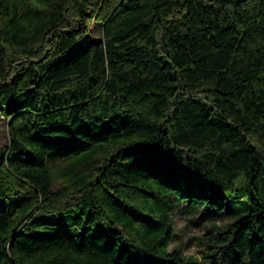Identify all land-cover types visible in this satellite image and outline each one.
Returning <instances> with one entry per match:
<instances>
[{"label":"trees","instance_id":"trees-1","mask_svg":"<svg viewBox=\"0 0 264 264\" xmlns=\"http://www.w3.org/2000/svg\"><path fill=\"white\" fill-rule=\"evenodd\" d=\"M0 114V264H264V0H0Z\"/></svg>","mask_w":264,"mask_h":264},{"label":"rangeland","instance_id":"rangeland-1","mask_svg":"<svg viewBox=\"0 0 264 264\" xmlns=\"http://www.w3.org/2000/svg\"><path fill=\"white\" fill-rule=\"evenodd\" d=\"M90 31L93 38H98L101 35L100 25L93 21L90 22ZM8 140L7 122L0 114V146L6 144ZM202 211V207L194 210L185 205L178 206L172 211L171 218L174 230L178 233V238L169 244L170 249H180L186 256L201 252L203 245L200 236L211 223ZM230 220L232 218L219 215L215 223L222 225Z\"/></svg>","mask_w":264,"mask_h":264}]
</instances>
